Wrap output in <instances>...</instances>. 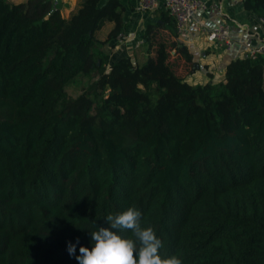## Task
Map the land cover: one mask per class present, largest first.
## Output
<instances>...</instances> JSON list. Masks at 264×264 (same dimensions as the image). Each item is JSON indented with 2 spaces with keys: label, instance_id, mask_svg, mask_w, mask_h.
Listing matches in <instances>:
<instances>
[{
  "label": "trees",
  "instance_id": "16d2710c",
  "mask_svg": "<svg viewBox=\"0 0 264 264\" xmlns=\"http://www.w3.org/2000/svg\"><path fill=\"white\" fill-rule=\"evenodd\" d=\"M58 1L0 0V264H78L133 207L162 258L264 264V50L191 83L193 54L159 30L177 35L168 10L145 27L143 60L110 61L123 3L78 0L65 17ZM241 2L264 26V0Z\"/></svg>",
  "mask_w": 264,
  "mask_h": 264
},
{
  "label": "crops",
  "instance_id": "0c3cea01",
  "mask_svg": "<svg viewBox=\"0 0 264 264\" xmlns=\"http://www.w3.org/2000/svg\"><path fill=\"white\" fill-rule=\"evenodd\" d=\"M104 1L101 0V2ZM120 1L124 5L122 12L124 29L119 37L113 40L115 42L113 46L111 45L113 41H110L103 48L109 52L110 61L123 55H130L141 61L149 53L144 40L145 27L158 20L159 8L143 10L140 7V0ZM203 1L206 3V8L201 10L199 18L206 26V30L190 26L184 31L176 29L177 35H170L167 29L159 27L161 33L168 39L183 42L193 54L192 71L185 73L186 79L191 83L221 78L225 65L231 58L264 43L262 21L253 12L245 9L241 0ZM58 3L61 14L65 17H68L78 6V0H59ZM221 23H227L230 26L232 39L235 41L230 48L218 44L211 32V26ZM112 26V21H106L95 32V36L103 39Z\"/></svg>",
  "mask_w": 264,
  "mask_h": 264
},
{
  "label": "clouds",
  "instance_id": "9594fccd",
  "mask_svg": "<svg viewBox=\"0 0 264 264\" xmlns=\"http://www.w3.org/2000/svg\"><path fill=\"white\" fill-rule=\"evenodd\" d=\"M141 215L134 207L115 216L108 215L109 227H98L91 232L93 246H80L78 264H182L175 255L161 257L162 241L151 227L141 226ZM121 230H131L135 239L123 237L119 234ZM68 252L75 255L76 244L69 242Z\"/></svg>",
  "mask_w": 264,
  "mask_h": 264
},
{
  "label": "built area",
  "instance_id": "2783aa9c",
  "mask_svg": "<svg viewBox=\"0 0 264 264\" xmlns=\"http://www.w3.org/2000/svg\"><path fill=\"white\" fill-rule=\"evenodd\" d=\"M140 7L143 10H154L164 8L172 15L175 20L177 31L187 30L190 26L206 30V26L200 18H196L194 13L198 10L206 8V3L203 0H140ZM262 21L263 18H260ZM211 32L216 42L225 48L231 46V31L227 23H221L217 27L211 29ZM264 50V43L260 46L251 48L248 52L255 55L257 52Z\"/></svg>",
  "mask_w": 264,
  "mask_h": 264
},
{
  "label": "rangeland",
  "instance_id": "374dc122",
  "mask_svg": "<svg viewBox=\"0 0 264 264\" xmlns=\"http://www.w3.org/2000/svg\"><path fill=\"white\" fill-rule=\"evenodd\" d=\"M12 2H21V1H24V0H10ZM201 10H197L195 13H194V16L196 18H199V14H200ZM219 24L215 25V26H211L210 28L213 29L215 27H217ZM202 30V29H200ZM231 36H232V33H231ZM231 47H232V44L234 45L235 44V41L232 39L231 40ZM189 66H187L186 63H184L182 69H183V72L186 71V69H188ZM87 83H88V78L87 77H81L77 80H75L74 82L70 83L68 86H67V91L68 93L71 95V96H76L77 94H79L84 88L85 86H87Z\"/></svg>",
  "mask_w": 264,
  "mask_h": 264
}]
</instances>
